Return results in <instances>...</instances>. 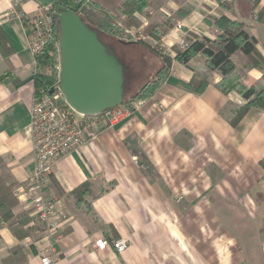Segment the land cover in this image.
I'll list each match as a JSON object with an SVG mask.
<instances>
[{
    "label": "crops",
    "instance_id": "obj_1",
    "mask_svg": "<svg viewBox=\"0 0 264 264\" xmlns=\"http://www.w3.org/2000/svg\"><path fill=\"white\" fill-rule=\"evenodd\" d=\"M39 7L36 0H0V178L13 187V213L29 217L22 237L0 222V264L19 247L23 264H42L51 248L59 255L54 264H264V110L251 109L234 127L245 101L215 87L217 72L205 93L187 91L182 84L205 67L202 56L188 65L173 61L166 82L140 108L114 127L100 124L95 138L58 160L48 194L58 201L61 241L45 237L24 193L35 172L29 24ZM176 13L181 19L161 41L163 51L171 54L192 36L217 38V21L226 18L246 24L264 59V0L256 9L252 0H151L134 14L140 25L125 29L145 35ZM126 45L144 48L152 78L161 59L142 44ZM232 60L244 85L260 82L263 71L242 52ZM213 186L221 193H208ZM191 203L196 208L187 209ZM122 238L130 241L123 254L98 248Z\"/></svg>",
    "mask_w": 264,
    "mask_h": 264
},
{
    "label": "trees",
    "instance_id": "obj_2",
    "mask_svg": "<svg viewBox=\"0 0 264 264\" xmlns=\"http://www.w3.org/2000/svg\"><path fill=\"white\" fill-rule=\"evenodd\" d=\"M40 5H51L53 7L62 6L75 11L81 16L83 21L97 30L101 35H108L117 38L119 42L125 44H142L155 53L162 61L161 68L156 74L145 83L135 96L127 101L142 100L152 94L166 82L171 63L177 61L188 65L192 59L202 56L205 59V67L196 69L193 78L183 83L182 86L189 92L197 95L205 93L211 85V72H217L221 75L220 82L215 87L224 94L231 92L239 93L245 103L231 119V124L238 127L246 114L253 108L264 110V59L257 48V41L247 32L246 24L239 21H232L221 18L217 24L222 31L215 39L207 37L192 36L186 39L188 46L181 49L180 46L172 47V53L169 54L162 50L159 43L166 36L168 30L177 25L181 19V14L176 13L172 17H167L161 24H150L144 30V34L156 44L148 42H132L124 34L118 23L124 27L139 26L140 22L134 16L135 13H141L150 6L151 0H36ZM261 0H252L255 9ZM231 3L226 2L223 7H228ZM126 15L127 18L121 21L120 15ZM25 26H28L29 19L23 17ZM55 37H53L35 56V90L38 93L41 90H50L53 85L59 82V27L56 25ZM242 52L253 66L263 71V77L258 84L246 86L241 82L232 56L236 52ZM12 186H8L0 178V222L10 227V229L19 237L20 232L29 222L26 213L15 215L13 209L18 201L13 195ZM87 191V187H83ZM76 193V192H75ZM87 193V192H86ZM25 258L21 248L13 251V254L4 259V264H23Z\"/></svg>",
    "mask_w": 264,
    "mask_h": 264
},
{
    "label": "built area",
    "instance_id": "obj_3",
    "mask_svg": "<svg viewBox=\"0 0 264 264\" xmlns=\"http://www.w3.org/2000/svg\"><path fill=\"white\" fill-rule=\"evenodd\" d=\"M30 25V49L36 56L55 37L58 25L55 7L40 6ZM124 34L132 42L147 41V37L134 28L125 29ZM179 46L185 49L188 46L186 39L181 40ZM58 85L57 83L50 90H41L34 96L30 133L35 172L27 180L24 191L30 196L29 203L34 215L43 225L45 237L51 243L61 241L62 230L61 215L57 209L58 201L48 194L56 163L62 157L85 146L90 138H95L100 124L105 123L109 127H114L143 104V100L127 101L101 116H84L67 105ZM51 90H54V93H51ZM109 247H112L115 253L123 254L129 249L130 241L122 238L112 243L107 240L98 243L99 250ZM51 251L41 258L42 264H54L59 259V255L53 252L52 248Z\"/></svg>",
    "mask_w": 264,
    "mask_h": 264
},
{
    "label": "water",
    "instance_id": "obj_4",
    "mask_svg": "<svg viewBox=\"0 0 264 264\" xmlns=\"http://www.w3.org/2000/svg\"><path fill=\"white\" fill-rule=\"evenodd\" d=\"M55 16L59 27L58 88L67 105L84 116H101L122 106L125 66L102 43L99 32L75 11L57 6Z\"/></svg>",
    "mask_w": 264,
    "mask_h": 264
},
{
    "label": "rangeland",
    "instance_id": "obj_5",
    "mask_svg": "<svg viewBox=\"0 0 264 264\" xmlns=\"http://www.w3.org/2000/svg\"><path fill=\"white\" fill-rule=\"evenodd\" d=\"M42 6V5H40ZM46 6V5H43ZM121 17V21L122 22V15H120ZM32 21V20H31ZM30 25V24H29ZM118 28H121L124 32L125 27L121 24L118 23ZM30 30H31V25L29 26ZM147 37V36H146ZM102 43L109 47L113 53L115 54V56L117 57V59L125 66L126 70H127V83H126V88H125V99H129L132 97V94L137 92L141 86H143L148 80H150L151 78V73H152V69L150 67H148L146 64L143 65V51L144 48L143 47H134L131 45H126V44H121L120 42H118L117 38L108 36V35H101L100 37ZM149 44L155 45L156 43L154 41H152L149 37H147V41ZM159 45H161V42L159 43ZM135 67L136 69V78H132L131 76V71H132V66ZM58 66H59V71H60V59L58 62ZM57 84V83H56ZM55 84V85H56ZM53 85V86H55ZM208 193H218L220 194L221 192H219V190L215 189V187H209L208 189ZM221 191V189H220ZM205 205H208L207 208H209V203L206 202ZM196 204L194 205V203H191V205H188L186 208L187 209H194ZM176 221L178 222L179 220L176 219Z\"/></svg>",
    "mask_w": 264,
    "mask_h": 264
},
{
    "label": "flooded vegetation",
    "instance_id": "obj_6",
    "mask_svg": "<svg viewBox=\"0 0 264 264\" xmlns=\"http://www.w3.org/2000/svg\"><path fill=\"white\" fill-rule=\"evenodd\" d=\"M126 72H127V70H126Z\"/></svg>",
    "mask_w": 264,
    "mask_h": 264
}]
</instances>
